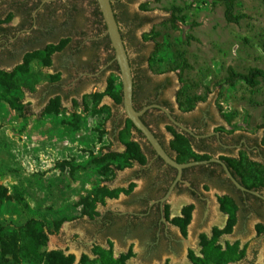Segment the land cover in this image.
I'll list each match as a JSON object with an SVG mask.
<instances>
[{"label": "rangeland", "instance_id": "obj_1", "mask_svg": "<svg viewBox=\"0 0 264 264\" xmlns=\"http://www.w3.org/2000/svg\"><path fill=\"white\" fill-rule=\"evenodd\" d=\"M120 1L139 19L140 26L129 30L124 5L117 7L135 76L162 85L178 116L204 117L211 127L264 147V82L256 88L225 84L229 68L264 69V0H236L234 13L246 16L237 24L226 20L223 0ZM47 8L45 30L33 51L19 43L13 58H0V187L10 197L0 202V264H30L5 255L2 247L4 241L29 239L30 225L44 227L42 252H60L71 264L85 256L99 264L98 249L111 250L124 264H194L192 254L205 257V240L223 252L237 247L240 258L217 264H264V219L244 209L236 195L238 220L224 233L229 216L220 200L235 193L214 183L200 185L202 201L182 192L165 204L166 226L176 241L172 248L161 243L151 250L148 224L128 227V218L103 229L104 215L139 212L154 195L157 170L140 179L144 166L121 158L131 141L151 162L152 147L129 126L123 106L112 97L115 88L123 90L122 80L107 65L114 52L92 43L98 26L90 0H57ZM0 17V23L18 24L8 6H0ZM92 70H101L97 78L75 81ZM148 121L176 154L167 123ZM111 153L120 156L117 162L107 157ZM190 205L184 234L171 222Z\"/></svg>", "mask_w": 264, "mask_h": 264}, {"label": "flooded vegetation", "instance_id": "obj_2", "mask_svg": "<svg viewBox=\"0 0 264 264\" xmlns=\"http://www.w3.org/2000/svg\"><path fill=\"white\" fill-rule=\"evenodd\" d=\"M57 0H51L49 2H44L42 0L41 4L34 10L32 14V22L29 23L27 16L25 14L15 15L18 18V24H0V43H2L3 35H6L3 28H12L10 34V40L5 47L0 46V55L3 58L11 59L16 52V45L23 43L22 45L28 46V51L32 52L35 48V44L39 39L40 34L44 32L45 29L41 28V24L44 16H46L47 7L56 2ZM68 1V0H64ZM14 8V7H13ZM15 10V9H14ZM139 20L128 25V29L132 30L137 27ZM123 32V31H121ZM124 34V32H123ZM123 36V35H122ZM125 42V37L123 38ZM109 58V57H108ZM107 58V60H108ZM106 60V61H107ZM111 62L107 61V65L110 67ZM102 70V69H101ZM101 70L92 72H85L80 74L77 80L86 77L87 79L97 78ZM148 81L146 77L143 78V82ZM146 84V85H145ZM144 89L136 93L134 106L140 110L151 107L143 115V119L155 133V135L160 140L161 144L164 146L166 151L172 153L176 156L164 143L162 137L151 127V122H162L165 121L167 126L172 127L176 132L185 134L190 140L193 151L198 155L197 159H192L186 163H192L196 161H205L206 163L193 165L184 169L183 171V181L178 183L173 191V194L184 192L191 200L202 201L204 195L200 185H207L208 183H214L221 190H232L235 194H225L232 196L238 203L237 197L244 203V209L248 212L256 213L258 217L264 219V190L263 189H250L242 185V183L236 178V180L248 189V191H243L238 188L231 179L226 175V172L220 163L224 162L227 165L226 159H242V152H245L249 160L256 162L264 167V147L257 141H249L245 136H233L232 134H227L218 130L217 126L211 127L209 121L202 118H191L180 117L175 114L173 107L170 102L165 99V93L162 85H153L145 83ZM155 105L162 106L169 110V113L181 124L186 126L192 131V133L183 131L174 123H172L168 117V114L160 108L153 107ZM174 137V136H173ZM152 152H155L152 148ZM160 157L154 154L152 157V166L158 167V177L157 183H154L153 196L150 197V202L148 207H143L139 212L129 213L131 216H138L137 221L133 223L135 227H145L146 234L150 236H155V240L151 241V250L158 249L159 243L165 244L166 247L172 248L173 244L176 242L170 235L169 229L165 221V204L160 200L166 195L171 184L174 182L172 179L177 175L176 169L166 165L165 163L159 162ZM164 162V161H163ZM228 166V165H227ZM154 168V167H153ZM152 168V169H153ZM229 168V167H228ZM147 170V169H146ZM172 181V182H171ZM171 183V184H170ZM170 184V185H169ZM168 188V189H167ZM167 189V191H166ZM166 191V192H165ZM256 193V194H255ZM237 195V197H236ZM148 201V200H147ZM153 202V203H151ZM132 218V217H131ZM134 220V219H131ZM154 249V250H155Z\"/></svg>", "mask_w": 264, "mask_h": 264}, {"label": "trees", "instance_id": "obj_3", "mask_svg": "<svg viewBox=\"0 0 264 264\" xmlns=\"http://www.w3.org/2000/svg\"><path fill=\"white\" fill-rule=\"evenodd\" d=\"M127 1H135V0H127ZM225 4V17L226 20L229 23H239L240 20L244 19L245 15H236L234 13L235 10V1L236 0H223ZM42 0H0V6H8V10L13 12V15L18 14H25L27 16V20L29 23L32 22V14L34 10L41 4ZM92 7L94 8L93 15L95 17V23L98 26L97 34L93 37L92 43L94 46H103L107 51L114 52L111 42L109 39V36L106 34V25L102 16V13L100 11L99 5L97 0H90ZM121 7L124 5L121 3L120 0H113V8L116 13L117 7ZM126 5H124L122 12V15L124 17V21H127V25L131 23H134L135 21L139 20L137 16H131L128 11H126ZM14 7V8H13ZM15 9V10H14ZM117 21L120 25L121 19L119 15L116 13ZM1 20V17H0ZM4 23V22H1ZM0 23V24H1ZM140 26V25H138ZM128 27V26H127ZM12 28H3L2 30L6 32V35H3L2 37V43H0V46L5 47L7 43L10 40V34H11ZM121 29V25H120ZM135 29V28H134ZM133 29V30H134ZM122 31V29H121ZM123 38L124 34L122 32ZM127 47V46H126ZM109 62L112 61L110 68L115 69L116 71H119V67L114 60V54L110 55L108 60ZM132 70L133 65L130 60ZM133 76H134V100L136 93L140 90L144 89L145 83H148L150 85V80L143 82V78H139L135 76V72L133 70ZM1 80V78H0ZM238 82H243L246 85L250 86L251 88H256L259 86L262 82H264V69L261 68H251L247 73H239L235 71L233 68H229L228 77L225 80V84L234 87L238 84ZM145 84V85H144ZM112 86V85H111ZM99 96H96L98 98ZM112 97L114 100L123 106V93L121 89H116L114 93H112ZM55 105L59 104L58 100H55L53 102ZM137 110H140L136 107ZM144 120V119H143ZM146 123V121L144 120ZM147 124V123H146ZM148 125V124H147ZM129 126L133 129H135L141 136V132H139L131 121H129ZM149 126V125H148ZM173 135L174 140L172 141L171 147L172 150L176 153V156H173L172 153H168L173 159H175L179 163H186L189 162L192 159H197L198 155L193 151L190 140L185 134L176 132L172 127H170ZM126 155L121 156V158L125 161H134L137 162L141 166H146L148 164V159L146 154L141 149L140 145L135 142H126ZM155 152H153V155ZM109 159H111L112 162H117L119 155L115 153H111L107 155ZM159 162H163L161 158H159ZM227 165L229 169L232 171L234 176L242 183L243 186L250 188V189H263L264 190V167L256 162H252L248 158L242 157V159H226ZM154 167V168H153ZM153 169L158 170V167L153 166ZM149 168L147 171H144V176H147L152 173L153 169ZM175 179V177L172 179V181ZM171 181V182H172ZM171 184V183H170ZM169 184V185H170ZM168 189V188H167ZM166 189V191H167ZM132 191V188L130 190L125 191L126 194H130ZM165 191V192H166ZM109 197H116L118 195V192H108L106 194ZM8 191L4 187H0V202L9 199ZM150 200L145 201L143 203V207H148ZM222 211L229 216L227 226L224 229V233H229L232 231L233 227L237 223V214L239 211V206L236 200L230 196L225 195L220 200ZM194 209L193 205L187 206L182 211V217L175 218L172 220V224L178 226L182 232L185 234L186 227L188 226L190 219H191V213ZM142 211V210H140ZM166 213V219L168 220L169 215L167 210H165ZM96 215L89 214V217L93 218ZM132 217V218H131ZM127 214L126 216L123 215H114L112 212L107 213L101 218V226L103 229H108L112 227L118 226L117 223H115L116 218L125 220L128 218L126 222V226L135 223L138 218V216L134 215L131 216ZM134 219V220H131ZM129 227V226H128ZM2 226L0 225V234L2 233ZM27 236H29V239H26L22 242H19L17 240L13 239V242H3V249L5 255H11L14 257V259L17 262L20 263H30V264H71L67 258H65L60 252H52L47 254L46 252H42L40 249V246L45 245L47 242V234L45 233L44 227L42 225L36 226V225H30L27 228L26 232ZM150 240L154 241L155 236H150ZM160 246V243H159ZM204 246V254L205 257L200 259L196 258L193 254L191 255L192 261L194 264H217L221 261H227L231 262L234 258H236L237 255V247H229V249L226 252H223L221 249L217 248L215 246L214 241H208L205 240L203 243ZM98 258H100L99 264H124L122 261L116 260L113 257V254L111 250H103L98 249V252H96ZM241 256H238L237 258H240ZM80 264H95L93 261H91L88 257H83Z\"/></svg>", "mask_w": 264, "mask_h": 264}, {"label": "water", "instance_id": "obj_4", "mask_svg": "<svg viewBox=\"0 0 264 264\" xmlns=\"http://www.w3.org/2000/svg\"><path fill=\"white\" fill-rule=\"evenodd\" d=\"M51 0H44V2H49ZM100 11L102 13L105 25H106V34L109 36L111 46L114 50V60L116 61L119 71L120 77L122 80L123 86V111L129 120L132 122L134 127L141 132L143 137L147 140V142L151 145L156 155L160 157L164 163L177 171L176 178L174 182L171 184L166 195L160 200V202H166L173 194L175 186L183 181V171L184 169L191 167L193 165L206 163L205 161H196L192 163H179L175 159H173L164 146L161 144L158 137L152 131V129L144 122L143 115L146 113L148 109L151 107H146L142 110H137L134 106V76L133 70L130 63L129 53L124 42L122 32L120 29V25L116 18V13L113 8V0H97ZM153 107L160 108L164 112L168 114V117L172 123L178 126L183 131L192 133L190 129L186 126L178 122L170 113L169 110L155 105ZM222 164L226 175L231 179V181L241 190L248 191L245 187L240 185V183L236 180V178L231 173L228 166L220 161ZM256 194V193H255Z\"/></svg>", "mask_w": 264, "mask_h": 264}, {"label": "crops", "instance_id": "obj_5", "mask_svg": "<svg viewBox=\"0 0 264 264\" xmlns=\"http://www.w3.org/2000/svg\"><path fill=\"white\" fill-rule=\"evenodd\" d=\"M0 58L2 59L3 57H0ZM12 58H13V57H12ZM3 59H4V60H9V59H7V58H3ZM151 164H152V160H151V162H148V164H147L146 166H144L143 168H141L140 172H138V174H137V177L140 178V179H142L143 177H145V176H144V171H147L149 168H151V166H152ZM146 169H147V170H146ZM153 171H154V169H153ZM157 172H158V170H157ZM157 175H158V173H157ZM174 196H175V195L172 194L171 197H174ZM171 197H170V198H171ZM170 198H169V199H170ZM169 199H168V200H169ZM168 200L166 201V203L169 202ZM151 203H153V202H151ZM177 205H178V204H177ZM177 205H175L174 208H175V210H176L175 212L178 213L180 207H177Z\"/></svg>", "mask_w": 264, "mask_h": 264}]
</instances>
